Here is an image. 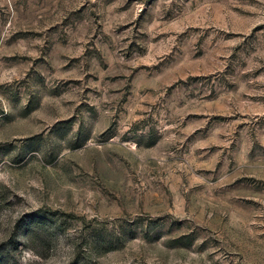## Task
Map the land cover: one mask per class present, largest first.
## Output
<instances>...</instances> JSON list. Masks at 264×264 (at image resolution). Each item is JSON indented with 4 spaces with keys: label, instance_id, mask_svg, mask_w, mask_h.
I'll return each mask as SVG.
<instances>
[{
    "label": "rangeland",
    "instance_id": "374dc122",
    "mask_svg": "<svg viewBox=\"0 0 264 264\" xmlns=\"http://www.w3.org/2000/svg\"><path fill=\"white\" fill-rule=\"evenodd\" d=\"M0 264H264V0H0Z\"/></svg>",
    "mask_w": 264,
    "mask_h": 264
}]
</instances>
